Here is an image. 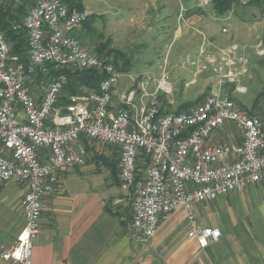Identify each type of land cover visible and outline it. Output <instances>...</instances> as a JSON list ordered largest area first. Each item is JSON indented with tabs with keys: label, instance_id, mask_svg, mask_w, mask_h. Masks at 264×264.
I'll list each match as a JSON object with an SVG mask.
<instances>
[{
	"label": "built area",
	"instance_id": "built-area-1",
	"mask_svg": "<svg viewBox=\"0 0 264 264\" xmlns=\"http://www.w3.org/2000/svg\"><path fill=\"white\" fill-rule=\"evenodd\" d=\"M210 2L200 0L198 6ZM90 14L70 9L67 0H36L20 25L28 42L26 61L12 52L0 28V187L12 181L26 186L25 224L10 247L0 246L1 257L32 264L43 200L61 190V170L84 164L83 139L119 149L121 189L130 202L136 244L148 243L161 220L180 209L187 213L189 238L202 249L217 243L221 231L201 227L193 205L244 191L264 177V118L241 110L221 91L247 73V59L238 56L236 44L219 49V56L202 50L220 74L219 87L188 111L161 112L160 93L174 90L166 72L123 88L115 64L90 53L76 35ZM48 63L56 69L97 70L103 74L99 89L58 105L64 74L46 79L41 95L32 89L37 69ZM234 91L245 93L246 87L237 84ZM228 124L242 130V141L209 143Z\"/></svg>",
	"mask_w": 264,
	"mask_h": 264
},
{
	"label": "crops",
	"instance_id": "crops-1",
	"mask_svg": "<svg viewBox=\"0 0 264 264\" xmlns=\"http://www.w3.org/2000/svg\"><path fill=\"white\" fill-rule=\"evenodd\" d=\"M187 1L188 5L183 7L186 29L205 35L192 64L204 58L200 56L203 47L207 49L206 54L219 56V49L230 45L216 46L212 41L213 35L208 31L212 29V21L224 15L215 12L211 2L213 12L207 6L199 7L200 0ZM247 1L241 0L234 9L247 5ZM83 5L84 10L99 16L106 17L112 13L117 22H121L123 12L128 9L134 18L130 22L135 23L140 22L147 12L161 14L167 7V0H83ZM136 12L143 15L136 18ZM255 48V56H250L245 48L238 56L251 63L253 60L264 63V56H260L264 55L260 41ZM195 71L193 74L197 76L205 70L201 73ZM248 71L244 78L248 84L246 94L254 80L253 66L248 67ZM262 93L264 87L250 102L245 100L249 109L256 110L255 100ZM170 96L167 95V103H174ZM196 99H187L186 102ZM260 116L264 118V112ZM242 138V130L228 124L217 130L209 143L241 142ZM113 148L116 151L100 153L104 159L101 167L95 168V163L89 162L60 171L61 190L43 200L41 230L34 240L32 264H264V177L244 191L193 205L201 227L221 231L217 243L202 249L189 238L187 213L180 209L161 220L157 233L148 243L136 244L130 234V203L121 189L120 152ZM91 152L92 149L88 151ZM113 161L116 162L115 171L111 168L113 165H109ZM25 193L26 186L20 182H7L0 187V246L4 248L14 243L25 224L22 211ZM0 264L14 263L0 255Z\"/></svg>",
	"mask_w": 264,
	"mask_h": 264
},
{
	"label": "rangeland",
	"instance_id": "rangeland-1",
	"mask_svg": "<svg viewBox=\"0 0 264 264\" xmlns=\"http://www.w3.org/2000/svg\"><path fill=\"white\" fill-rule=\"evenodd\" d=\"M188 3L187 0H167V7L161 11V14H157V11L147 12L140 22L136 21L135 23L130 22L132 13L128 9L123 12L124 17L120 19L121 22H117L115 18H112V13H109L106 17L100 16L94 24L98 33L103 35L102 38L99 35L87 33L81 27L76 31V35L84 48L92 54H95L94 48L98 43L108 38L112 40L111 46L124 55V58L120 56L117 61L119 69L124 66L127 70L121 72L120 82L123 88H129L147 76L160 79L166 72L174 89L169 98L174 100V103H167V95L164 93H160L159 103L165 110H175L187 99L199 98L202 94L209 93L214 87H219L218 77L220 78V74L213 71V66L208 63L206 57L192 64V60L197 58L200 44L205 39V35L197 30L186 29L183 21L185 12L182 11V7H186ZM206 6L210 12H213L211 4ZM25 7L28 10L29 4H26ZM134 15L139 18L143 14L136 12ZM211 27L212 29L208 33L213 35L212 41L216 46L227 47L236 44L238 45V53L245 48L244 50L250 56L257 54L255 45L258 41H260L261 48H264V15L257 7L248 5L237 7L220 19L212 21ZM223 28H226L227 31H223ZM202 50L207 52L205 47ZM108 59L112 61L113 56L108 57ZM252 66L254 80L252 85L248 87L247 94L246 92L236 93L234 89L237 84L245 87L248 85L244 78L249 71L244 76L242 75L243 77L239 82H227L221 86L224 95L245 109H249L246 101L250 102L252 97L264 87L262 83V81L264 82V63L257 60H253L251 63L248 60L247 67L251 68ZM194 70H196L195 73L198 70H205L206 72L196 76L193 74ZM131 78H134L135 81L133 82ZM44 83L34 78L32 89L42 93L45 87ZM154 83H151V88ZM255 112H264V95L259 98V107L256 108ZM234 129L236 132V128ZM89 143L92 152L88 153L87 151L88 154L84 163H95V168L102 166L104 159L101 158L103 154H100L101 152L116 151L113 146L108 144L94 141ZM96 153L97 155H95ZM112 163L113 166L116 165L115 161Z\"/></svg>",
	"mask_w": 264,
	"mask_h": 264
},
{
	"label": "trees",
	"instance_id": "trees-1",
	"mask_svg": "<svg viewBox=\"0 0 264 264\" xmlns=\"http://www.w3.org/2000/svg\"><path fill=\"white\" fill-rule=\"evenodd\" d=\"M5 1L6 2L3 1L0 3V28L5 33L6 39L11 45L12 52L19 54L22 60L26 61L28 42L26 32L22 27H20V25L22 24L23 18L28 11L25 9V5L29 4L30 8L36 0H22L21 4H15L8 0ZM67 3L70 9H77L80 11L84 10L83 0H67ZM211 3L215 12H217L219 15H225L233 10L236 5H239L241 0H211ZM246 4L259 8L261 13L264 15V0H248ZM99 17V15L91 13L88 19L82 24L81 28H83L87 33H93L95 35H99V37L102 38L103 35L98 33V30L94 27V24ZM111 43L112 40L110 38L98 43L94 48L95 54L101 58L113 56L112 62L115 64L117 69L120 72L127 71L126 67L124 66L120 69L118 68V58H120V56L124 58V55L119 50L112 47ZM61 74L66 76V81L64 82L62 93L58 100V105L61 106L67 105L70 102V97L72 95L81 94L85 90H98L100 81L103 78V74L97 70H73L70 68L56 69L54 68L53 64L48 63L44 67L37 69L35 79L37 81L44 82L49 77H57ZM207 94L201 95L195 101L185 102L175 110H165L164 107L160 105L161 112L179 113L188 111L190 108L203 101ZM262 95H264V93L260 94L255 100V109L259 107V98ZM240 109L243 111H248L252 114H261L255 112V110L252 109H245L242 107H240ZM89 142L90 141L87 139L82 141L87 151L91 149ZM109 165H113L112 162H109ZM115 167L116 165L111 167L113 171L116 170Z\"/></svg>",
	"mask_w": 264,
	"mask_h": 264
},
{
	"label": "water",
	"instance_id": "water-1",
	"mask_svg": "<svg viewBox=\"0 0 264 264\" xmlns=\"http://www.w3.org/2000/svg\"><path fill=\"white\" fill-rule=\"evenodd\" d=\"M67 112V110H63V113H66Z\"/></svg>",
	"mask_w": 264,
	"mask_h": 264
}]
</instances>
